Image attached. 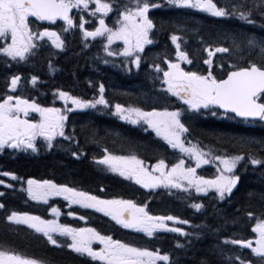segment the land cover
Returning <instances> with one entry per match:
<instances>
[{
  "label": "snow or ice",
  "instance_id": "1",
  "mask_svg": "<svg viewBox=\"0 0 264 264\" xmlns=\"http://www.w3.org/2000/svg\"><path fill=\"white\" fill-rule=\"evenodd\" d=\"M166 5L179 8L191 9L201 13H206L211 17L238 19L245 24L256 26L259 24L264 28V0H228L223 5L218 0H165ZM95 5L90 8V5ZM162 5L155 0H134L132 5L121 4L117 9L118 17L116 24L118 27H109L105 23V17L114 11L112 0H0V56L6 57L5 63L9 61L23 62L30 57H35L39 50L44 47L41 42L47 38L51 44L63 50L65 41L57 31L51 30L49 26L56 25L58 21H63L62 32H68L78 28L85 40L88 38L106 37L107 43L104 50L108 56L121 55L131 58L130 63L139 68L141 55L145 51V45L154 43L150 35L155 27L152 19L149 18V9L159 8ZM78 13L87 12L89 16L98 17V26L93 30L85 28L84 16L79 15L78 22H74L76 14L70 15L72 10ZM31 18V19H30ZM47 22V25L40 23ZM183 30L182 26H178ZM226 39H231V48L226 46L211 45L205 49L208 52V59L204 63L209 65L206 75L198 74L196 71H185L179 62L167 63L168 69L163 71L162 83L167 87L164 89L168 94L177 98L178 101L186 105V108H176L162 110L153 108L145 111L143 107L136 104L125 106L121 103L110 104L104 96L105 87L99 86L100 95L92 100L81 99L70 95L68 92L59 91V99L64 101L65 110L55 107H41L36 102H30L20 95L5 94L0 98V151L4 149L12 150H37L34 143L37 137H43L48 148L53 147V140L56 136L65 140H72L71 135L65 134V121L68 119L67 113L74 110L98 109L102 106L105 109H114L112 115L119 120L132 125L143 122L152 129L156 136L161 138L169 148L178 150L195 162V167H185L184 159L180 158L169 167L163 158L157 159L153 165L146 166L145 161L134 152L127 154H117L107 147L103 150V155L96 159V164L103 165L107 170L118 174L125 180L134 181L144 189H179L187 192L190 188H195L197 193L207 195L209 190L214 191V199L225 200L226 195L231 196L233 188L237 185L239 176L233 170L241 161L250 162L252 165L264 166V159H258L251 153L253 146L264 144V141L254 139L236 138L227 139L233 146L237 144L240 148L247 149V155H220L205 152L191 141L185 142L182 137L189 133V127L185 126L182 116L188 113L200 115L210 114L216 116L218 113L214 109H222L223 114L233 113L234 117H240L248 121L264 122V37H257L255 34H243L242 38L236 35H227ZM171 42L175 45L178 61L191 64L187 53L181 50L178 42L181 37L172 34ZM115 41H123L124 48L119 52L110 50L109 46ZM87 48L88 44L85 43ZM248 53V56L255 54L260 63L248 59V56L240 55L242 64L230 65L232 70L226 72V78H217L211 71L212 56L215 52ZM108 63L107 60L104 61ZM157 72L162 71L160 65H151ZM159 79V77H157ZM21 80L19 75H12L8 88L10 92H16ZM37 77L32 76L31 83L36 84ZM153 103L159 102V97L150 98ZM72 107H67L68 104ZM204 110V111H201ZM30 112L37 113L39 120H30ZM147 131V129H145ZM95 136V132L92 134ZM119 135V134H117ZM77 156V152H72ZM219 161L216 165L220 174L213 179H205L196 174V168L202 164ZM230 174V175H226ZM2 176H11L18 179L10 172L0 173ZM4 181L0 180V184ZM28 195L32 200L48 203L50 196H60L69 204L79 205L81 208L92 209L110 218L116 225L123 229L136 233H143L147 237H153L154 233L164 230L172 233H179L181 236L196 235L199 233H186L182 228L169 227L166 221L187 224V220H179L174 216H154L146 210V205H139L131 199H102L88 191L79 190L76 187H69L66 184H57L51 180L28 179ZM11 187V185H6ZM103 189H101L102 191ZM264 198V197H262ZM197 211L203 207L200 203L191 205ZM5 205L0 203V209ZM50 211L59 216V210L51 207ZM68 215H74L69 212ZM249 217L253 214L247 213ZM5 219L14 224H25L28 228L37 233H42L47 238V242L56 248L66 246L73 253L79 256H86L92 261H99L101 264H177L170 259V254H161L159 249L150 251L147 248L134 246L131 243L113 239L110 235H102L95 228H73L66 224L57 223L56 220L42 219L37 215H29L24 212L11 211L5 214ZM79 219H85L80 216ZM200 227V226H197ZM252 231L257 234L255 247L252 240L231 239L225 240V244L240 245L241 248H249L253 254L260 257V264H264V220H258ZM53 234L66 237L70 243L62 244ZM98 242L101 247L97 250L92 247L93 242ZM190 242V241H189ZM176 247L183 249L184 244L177 242ZM220 255H224L223 249L219 250ZM235 259H240L237 254ZM226 259L229 264L233 261V256ZM0 264H53L49 258L38 259L19 255L13 251L0 248ZM202 264H209L207 260ZM240 264H245L240 260Z\"/></svg>",
  "mask_w": 264,
  "mask_h": 264
},
{
  "label": "trees",
  "instance_id": "2",
  "mask_svg": "<svg viewBox=\"0 0 264 264\" xmlns=\"http://www.w3.org/2000/svg\"><path fill=\"white\" fill-rule=\"evenodd\" d=\"M119 2V1H117ZM163 5V3H161ZM114 9L115 5H114ZM170 15L176 17L179 20H183V17L173 12ZM154 16L155 29L153 30L152 37L155 41L161 40L164 37V29H167V21L164 20V14L158 12ZM153 18V17H152ZM169 32V31H168ZM232 35L233 33H226ZM209 39L218 41H224L225 37H219V35L212 31L209 34ZM160 41V42H161ZM162 44H158L154 51L149 54V62H145L144 66L139 71L138 76L144 81L139 82L140 86H147L145 82L147 77H153L156 75L148 70V64H159L161 68L162 59L158 58L155 52L160 48ZM142 59V56H141ZM147 59V57H146ZM73 74V70L65 69L59 72L56 79H46L49 82V88L64 87V91L76 93V90L72 89L70 77ZM99 77L92 76V82ZM116 80L112 83L122 84L128 86L127 83H123L122 78L115 77ZM151 79V78H149ZM148 79V80H149ZM103 81V79H102ZM63 84V85H62ZM79 87L76 84L73 88ZM61 88V87H60ZM129 88V89H128ZM132 87L125 88L127 93H132ZM157 84L152 88L143 90L148 95L150 92L156 93L158 89ZM80 94L85 90L78 88ZM138 94L141 91H136ZM117 94H108L107 100L110 104L115 105ZM45 99V98H44ZM152 99L149 98V101ZM172 103V101H170ZM157 109L161 107L160 103L156 104ZM180 107L179 104L169 105L167 108L175 110ZM102 109L101 111H90L87 114L71 115L68 118V127L73 126V133L75 134L74 141H77L75 145L71 143H58L55 148L49 152L42 151L38 154H31L30 152H21L12 150L10 152H0V157H9V161L0 160V166L3 171L16 174L19 178L24 180L35 179V180H51L57 184H66L69 187H76L79 190L88 191L93 195H97L102 199H131L139 205H145L150 207L156 214L161 215H172L181 220H187L194 231H199L202 236L199 245L195 249L199 253V260L194 263H202L207 260L209 264H229L226 259L228 256H233L231 264H240V260L245 262H258L260 258H254L250 250L247 248H241L240 245L225 244V240L231 239H243L249 240L254 235L252 228L255 222L258 220H264V166L252 170L248 168V174L243 175L239 173V170L235 172L239 176V184L234 190L231 196L225 198L223 203L215 204L216 211L211 215V209L206 206L205 211L202 210V219H198L193 216L194 210L178 205L174 202H169L167 198L168 191L161 188L153 190L151 192L143 190L134 181L124 180L116 177L112 174H106L102 171L101 165L96 164V159L103 155L101 152L105 147L110 151H115L117 154H127L128 152H134L145 163L153 164L157 162V159L163 158L164 160L169 155V152L164 145L163 141L155 136L153 133H145L142 129H136L128 124L122 123L117 116L112 115L114 109ZM217 111L216 109H214ZM216 116L210 114L200 115L197 113H188L186 116H182V120L185 125L189 127L190 132L194 131L197 138H202L207 144L213 145L219 148H236L240 150V146L237 144L233 146L232 143H228L227 139L240 138L254 139L256 141H264V128L255 127L250 133H246L244 128L235 125L233 118L220 114L217 111ZM95 132V136L92 134ZM119 134V135H117ZM73 137V136H72ZM184 139L188 140L187 136ZM224 146V147H222ZM63 150L64 152H61ZM247 150V149H246ZM76 151L77 156H73L72 152ZM253 156L259 159H264V144H256L253 146L251 153ZM101 189H103L101 191ZM19 191L20 187H13V197L16 201L11 203V210L13 206H17L19 202ZM3 202L0 199V203ZM31 200L29 197L27 203L22 209H16L21 212L28 214H34L38 216H45L48 211L46 208L43 210L40 206ZM209 210V211H208ZM6 210L5 212H8ZM208 211V212H207ZM251 212L253 215L249 217L247 213ZM169 213V214H168ZM166 215V216H167ZM0 242L5 244H15L21 248L28 257H36L38 254H44L48 249L37 240L32 239L33 236L28 234L27 238L22 236H16L12 233L11 226L4 225L2 222V212H0ZM96 219H105L97 214H93ZM108 223V222H105ZM200 226V227H197ZM203 243V247H200ZM223 249L224 255L219 254V250ZM53 254L65 260L67 263H72L71 259H66L62 256V253L53 251ZM196 253V252H195ZM195 253H193L195 257ZM239 255L240 259H235V255ZM70 257V255L68 256ZM193 257V256H191ZM182 264V262L180 263Z\"/></svg>",
  "mask_w": 264,
  "mask_h": 264
},
{
  "label": "flooded vegetation",
  "instance_id": "3",
  "mask_svg": "<svg viewBox=\"0 0 264 264\" xmlns=\"http://www.w3.org/2000/svg\"><path fill=\"white\" fill-rule=\"evenodd\" d=\"M75 12L72 11L70 15L74 14ZM76 14V13H75ZM192 14V13H191ZM196 14V13H194ZM31 19V18H30ZM86 21H91V23H86L85 28L87 30H93L96 22L92 20L91 17L87 16L85 19ZM74 22H78L77 14L74 17ZM47 25V22H40ZM63 26V21H58L56 25L49 26L51 30L57 31L58 34L61 35V38L65 41V47L63 50L55 48L50 41L45 38L44 41L41 43L44 44V47L39 50V53L35 57H30L28 61L23 62H13L9 61L7 64L5 63L6 57L0 56V98H2L5 94H12V95H20L24 99H28L30 102H33L32 99L36 97V100L39 101L38 104L41 107H55L61 109L63 114L65 110V103L61 99H59V91H64L63 86H59V88L55 91L48 92L47 84L45 82L46 79L52 78L56 79L58 77L59 72L65 69L73 70V74L70 77L72 89L76 90V93L68 92L70 95L77 96L80 98H94L95 94L94 91H99L98 85L92 84V76L94 75L97 77L99 74L101 77L106 76V67L102 66L100 62L96 59H100L102 54L104 53V43L106 37H97L96 39L88 38L85 40L82 36V33L78 28L74 30H69L68 32H62L61 27ZM206 29H209L207 25ZM212 35V33L208 32ZM209 37V35H208ZM214 37V35H212ZM212 41L214 38H212ZM87 43L88 47L85 48L84 44ZM81 62L83 64H81ZM12 75H19L21 80L18 84L16 92H10L8 88V84H10V79ZM32 76L37 77V92H33L31 90L32 83L31 78ZM76 84L79 87L73 88V85ZM63 85V84H62ZM61 87V88H60ZM84 89V92L80 94L78 88ZM131 90L135 91L136 88H132ZM46 94V98H51L50 100H46V102H42V98L44 100V93ZM66 92V91H65ZM104 96L106 97V91L104 92ZM35 102V98H34ZM37 103V102H36ZM67 107H72L69 103ZM82 110H74L73 112H68L67 115L76 113ZM22 118L30 119V120H39V115L34 112H30L28 117ZM37 145V144H36ZM2 161H9V157H0ZM0 166V173H3ZM11 176H2L0 175V180H3L4 183L0 184V199L3 201L1 202L6 206V203H12L10 195H8V191L10 190L9 187L6 185H12L11 183ZM22 182V181H20ZM26 183V182H24ZM26 186V185H25ZM9 222V221H8ZM114 222V221H113ZM11 223V222H9ZM115 223V222H114ZM119 234V236L117 235ZM112 236L113 239H119L124 242H128L133 244L134 246L144 247L150 251H154L159 249L161 254L167 252L171 256L176 259L175 254L172 255L171 251L176 249V245L171 244L175 237L171 236H163L159 238L147 237V236H130L125 235L121 229H116L114 235ZM145 241H149L144 243ZM4 243V242H3ZM70 243L66 240V244ZM200 241L196 243H191L189 245H185L183 248L179 260H177V264H190L194 263L196 260H199V253L195 250L199 245ZM150 244L160 245V246H151ZM200 247H203V243L200 244ZM92 247L94 249H99L101 245L98 242H93ZM63 249L62 256L66 259H71L70 256H74L72 263L65 262L64 259L60 258L58 254H53L52 252L57 249L48 248L44 254H39L40 259L49 258L53 261V264H101L99 261H92L89 257H82L76 253H73L71 249H68L66 246L61 247ZM162 249V250H161ZM61 251V250H60ZM196 252V253H195ZM195 253V257L193 255ZM75 254V255H74ZM193 256V257H191ZM200 261V260H199ZM198 261V262H199ZM197 264H202L198 263ZM158 264H163V262H158Z\"/></svg>",
  "mask_w": 264,
  "mask_h": 264
},
{
  "label": "rangeland",
  "instance_id": "4",
  "mask_svg": "<svg viewBox=\"0 0 264 264\" xmlns=\"http://www.w3.org/2000/svg\"><path fill=\"white\" fill-rule=\"evenodd\" d=\"M113 1V0H112ZM117 1H119V2H117ZM124 1L125 0H114V3H115V5L117 6V7H119L121 4H123L124 3ZM130 2L128 3L129 5H132L133 3H134V0H129ZM91 7H95V5L93 4V5H90ZM210 33H212V31H209ZM233 35V34H232ZM207 36H208V34H207ZM228 40H230V39H225L224 41H228ZM107 43V40H105V44ZM147 47V45H145V48ZM109 48H110V50H113V51H117V52H119L120 50H122L123 48H124V43H123V41H115V42H113L110 46H109ZM104 53L102 54V57L99 59H96L98 62H100V64L102 65V66H105L106 68H108V69H111V70H114V71H116V72H118V73H121L122 75H126V74H128L129 72H131V71H137L139 68H137L134 64H132V63H130V60H131V58H125V57H123V56H121V55H114V56H108L107 55V53L105 52V50L103 51ZM140 54H142V53H140ZM105 60H107L108 61V63H105L104 61ZM122 65H124L125 67H122ZM132 65V69H131V66ZM140 67V66H139ZM117 68H119V69H117ZM47 84V83H46ZM96 85H101V84H103V83H101V82H96L95 83ZM104 85V87H105V91H106V96H107V93H108V91H110V92H117L116 91V89H115V87L116 86H114V85H112L110 82L109 83H107V85H105V83L103 84ZM117 85H120V84H117ZM122 85V84H121ZM117 95H118V93H117ZM44 98H45V96H43ZM118 97V96H117ZM51 98H47V100H50ZM77 110H79V109H77ZM146 110V109H145ZM148 111H150V110H148ZM125 122V121H124ZM127 123V122H126ZM143 125H145L146 127H148L147 126V124H143ZM58 137H60V136H58ZM43 138V137H42ZM62 138V137H61ZM54 141V140H53ZM53 143V142H52ZM47 145V144H46ZM187 157V159H189V157L188 156H186ZM185 161V160H184ZM191 161H193V160H191ZM194 162V161H193ZM217 162V164H219V161H216ZM194 164H195V162H194ZM253 166H255V165H253ZM105 167V166H104ZM150 167V166H149ZM195 167V166H194ZM208 167V164H202L199 168H197L198 170H200V171H203L205 168H207ZM250 168H252V167H250ZM209 170V169H208ZM212 173V175H219L220 173H215V172H209V174H211ZM216 177V176H215ZM253 247H255V242H253ZM255 255V254H254ZM256 256V255H255Z\"/></svg>",
  "mask_w": 264,
  "mask_h": 264
},
{
  "label": "bare ground",
  "instance_id": "5",
  "mask_svg": "<svg viewBox=\"0 0 264 264\" xmlns=\"http://www.w3.org/2000/svg\"><path fill=\"white\" fill-rule=\"evenodd\" d=\"M81 64H83L82 62H81ZM97 77H99L98 79L96 78L95 80H94V82H92V84H95L96 82H101V83H105V85H107V83H111L112 85H114V86H116L117 84L116 83H112L111 81H109L107 78V76H104V77H101L100 76V74L97 76ZM102 79H103V81H102ZM46 83H47V87H48V85H49V82L48 81H45ZM53 90H57V88H49L48 87V89H47V91L48 92H51V91H53ZM66 92H68V91H66ZM44 93V92H43ZM108 94H112V95H114V94H117V92H110V91H108V93H107V95ZM81 95V94H80ZM44 96L46 97V94L44 93ZM45 100H47V98L45 99Z\"/></svg>",
  "mask_w": 264,
  "mask_h": 264
},
{
  "label": "water",
  "instance_id": "6",
  "mask_svg": "<svg viewBox=\"0 0 264 264\" xmlns=\"http://www.w3.org/2000/svg\"><path fill=\"white\" fill-rule=\"evenodd\" d=\"M220 111L223 113V110L222 109H220ZM227 114H232V115H234L233 113H227ZM237 119H243V118H240V117H236Z\"/></svg>",
  "mask_w": 264,
  "mask_h": 264
}]
</instances>
